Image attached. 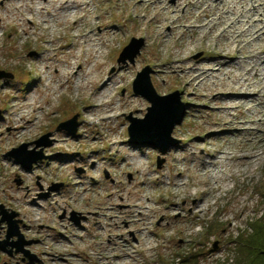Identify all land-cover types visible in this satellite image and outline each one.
Instances as JSON below:
<instances>
[{
    "label": "rangeland",
    "instance_id": "obj_1",
    "mask_svg": "<svg viewBox=\"0 0 264 264\" xmlns=\"http://www.w3.org/2000/svg\"><path fill=\"white\" fill-rule=\"evenodd\" d=\"M69 1V17L44 22L50 8L6 18L0 0V220L1 210L14 214L23 240L22 251L11 246L19 238L7 239L0 222L8 241L0 264L245 263L241 243L264 224V0ZM86 34L106 40L97 54ZM131 39L142 41L139 54L118 64ZM44 51L52 63L42 62L43 79L32 59ZM71 56L86 60L84 75L58 82L53 67L65 69ZM194 64L219 71L190 83L180 71ZM146 67L158 95L177 91L187 104L171 133L178 143L166 150L127 142L128 115L142 118L150 106L132 93ZM90 69L98 78L81 90L76 81ZM107 79L115 86L105 92ZM102 92L110 101L99 109ZM11 104L26 129L10 131ZM66 121L74 133L58 129ZM41 139L49 144L36 147ZM21 144L45 158L25 168L6 155Z\"/></svg>",
    "mask_w": 264,
    "mask_h": 264
},
{
    "label": "water",
    "instance_id": "obj_2",
    "mask_svg": "<svg viewBox=\"0 0 264 264\" xmlns=\"http://www.w3.org/2000/svg\"><path fill=\"white\" fill-rule=\"evenodd\" d=\"M141 47V40L131 39L120 53L117 63H126L127 61L133 63ZM197 56L198 55L195 57ZM150 73L151 70L146 67L136 74L132 82L133 93L143 97L150 103V106L147 107L146 114L142 118L133 117L131 114L128 115V142L134 145L157 146L162 150H166L178 143L177 139L171 137V133L174 126L182 119L186 107L183 102L179 101V93L177 91L166 95H158L152 87L149 78ZM3 74L4 73L0 72V78L3 77ZM69 123L70 122L66 121L60 124L58 129L66 128ZM66 129H68L70 133L75 132V128ZM42 139H47V136ZM42 139L34 143L36 147H44L49 144V141H43ZM27 147L28 144H21L18 148L9 150L6 155L14 158L17 163L25 168H31L34 162L45 158L41 154V151L36 153L35 150H27ZM27 156L29 157L27 158ZM161 163L162 161L158 159L157 167H160ZM1 214L2 218L0 222H6L7 224L6 238L18 236V242L10 243V245L15 246L18 251H22L21 245L23 244V240L17 231L16 221L12 220L14 214L8 216L3 210H1ZM71 220L73 222L78 221L73 215ZM6 244H8V241H4L3 243L0 242V248L4 249V245ZM8 252L11 254V251Z\"/></svg>",
    "mask_w": 264,
    "mask_h": 264
},
{
    "label": "bare ground",
    "instance_id": "obj_3",
    "mask_svg": "<svg viewBox=\"0 0 264 264\" xmlns=\"http://www.w3.org/2000/svg\"><path fill=\"white\" fill-rule=\"evenodd\" d=\"M2 1V7L5 10L4 15L7 17H13L14 16H22L21 14L23 12H29V13H33V11L38 10L40 11L41 9H45V8H50L49 11H46V15H44V22L46 21V19H49L50 17L52 18H56L60 16V14L65 13V18L69 17L70 15H68V6L70 4L71 1L69 0H47L46 2H42L41 0H1ZM31 1H33L34 3H31ZM58 1V3H57ZM179 2L177 3L178 5H182V3H186V0H178ZM227 0H219V2H216L218 4H223L224 2H226ZM12 3H15L16 6H11ZM187 5H184V7H186ZM78 8V7H77ZM255 9V7H253ZM82 9V8H81ZM54 11L53 13L51 11ZM41 13V12H40ZM40 13H37L36 15H40ZM227 16L228 12H224ZM59 15V16H58ZM64 17V16H63ZM63 18V19H65ZM60 19V18H59ZM221 19V18H220ZM15 20H18L17 18ZM22 20V19H20ZM228 21V18L227 20ZM15 22V21H14ZM241 23L242 21L240 20V18H238L237 20L231 22L230 24H227V22H225L224 24H227L225 27H223L220 30V34L219 36H221L223 33H225L226 29H232L235 25L237 26L238 23ZM16 23V22H15ZM104 31V30H103ZM102 31V32H103ZM82 41L83 43L88 47L87 51H92V52H96V54L98 53L97 49L101 47V45L103 43L106 42V40H101L99 38H96L95 36H92L90 34H86L84 36H82ZM102 38V37H101ZM77 44V38H75L73 40V44L72 46ZM47 52H41L38 57L36 59H32L35 62V65H37V72L44 78H46V76L48 75V71L50 69L49 65L44 66L43 68H41V64L42 62L46 59L47 61H49V63H52V58L51 56L45 54ZM37 55V54H36ZM72 59L74 60V63H69V65L65 68V69H59V67L54 66V79H58V82H60V79H65V83H68V77H71V75L73 74H77L80 77H83V72H82V68L80 67L81 63H86V60L81 62V57L80 56H71ZM214 58L212 60L217 59V56H213ZM41 59V61H40ZM211 60H208V62ZM228 61L230 62H237L238 60L236 58H234L233 56H229L228 57ZM127 63H131L130 61H127L126 63H119V64H127ZM239 63V62H238ZM73 64H78L80 69L77 72H73ZM202 64V63H201ZM216 65H220V64H216ZM224 65V64H222ZM217 72L219 70H216ZM215 70H209L207 71V69H204V67H200L197 64H194V66L190 67V70L188 72H184V71H180V75L184 78V77H189L190 83H194L197 81H200V83H202V81L207 78L210 77L211 73L216 72ZM197 73L196 76L192 77L191 73ZM210 72V73H209ZM86 74V73H85ZM87 80L83 79L80 80L79 78L76 81V86L79 87L81 90H84L87 85L89 83H94L95 80L98 78L94 77L91 74V69L87 72V74L85 75ZM35 79H39L37 76H34ZM84 81V82H83ZM86 81V82H85ZM106 86H115V83L112 82L110 79H107L106 82L104 83L103 87L101 88V90H104L105 92H108L107 89H105L104 87ZM104 88V89H103ZM1 91V89H0ZM96 93H94L93 95H95ZM100 97L104 98V103L100 104L97 108H99L101 105L104 106V104L107 102H109L110 100L108 99V94L104 92L100 93ZM245 94H242V96H244ZM250 97H256L257 94H247ZM108 99V100H107ZM111 99V98H110ZM12 106H10L8 108V110H4V113L8 116L7 118V123L11 125L10 127V131H18L20 129H26V125H29V122H25L24 118H22L21 116H19L18 118L15 116L14 113H12V108H15L16 105L15 104H11ZM106 105V104H105ZM235 106V105H234ZM105 107V106H104ZM237 108H239V106H236ZM102 107H100L99 109H101ZM227 111V110H225ZM16 117V118H15ZM110 118V117H109ZM108 119V118H107ZM107 119H103L102 121L107 122ZM14 124H17V126H15V128L13 127ZM11 136V134L9 135ZM55 143L53 145V147L55 148H59L60 147V143L59 142H53ZM117 146V144H116ZM122 158H124V156H121ZM204 157V156H201ZM213 158V156H207L206 158H204L202 160V162L206 165H210L211 164V159ZM216 158H218V156H216ZM201 159V158H198ZM51 192H54V189H51L48 191L47 195L48 196V200L52 199V196L50 195ZM47 199V198H46ZM37 203V202H35ZM38 205V204H36ZM98 218H100V215H96ZM96 223H99V220H96Z\"/></svg>",
    "mask_w": 264,
    "mask_h": 264
},
{
    "label": "trees",
    "instance_id": "obj_4",
    "mask_svg": "<svg viewBox=\"0 0 264 264\" xmlns=\"http://www.w3.org/2000/svg\"><path fill=\"white\" fill-rule=\"evenodd\" d=\"M253 227L246 244L241 243V250L247 257L243 264H264V224Z\"/></svg>",
    "mask_w": 264,
    "mask_h": 264
}]
</instances>
